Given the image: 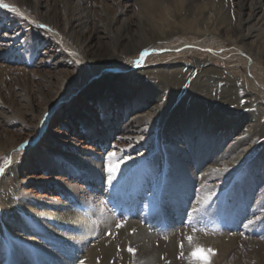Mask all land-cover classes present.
Wrapping results in <instances>:
<instances>
[{"label":"rangeland","instance_id":"374dc122","mask_svg":"<svg viewBox=\"0 0 264 264\" xmlns=\"http://www.w3.org/2000/svg\"><path fill=\"white\" fill-rule=\"evenodd\" d=\"M157 1L173 28L161 30L143 0H0L9 5L0 6V264H88L91 250L96 264H150L143 244L158 250L151 264H209L219 250L200 237H234L240 264H261L264 84L247 50L190 30L207 20L232 31L239 0ZM72 15L80 28L67 27ZM156 31H170L167 42L137 46ZM205 71L234 82L206 84ZM40 205L97 226L86 236L70 225L57 238L37 232V248L22 224L41 231L28 211ZM72 235L73 244L59 238Z\"/></svg>","mask_w":264,"mask_h":264},{"label":"bare ground","instance_id":"6f19581e","mask_svg":"<svg viewBox=\"0 0 264 264\" xmlns=\"http://www.w3.org/2000/svg\"><path fill=\"white\" fill-rule=\"evenodd\" d=\"M177 1L171 0L173 5L175 3H178ZM41 5H42L41 1H38L35 3H28V5L25 4V6H28L29 9H31L32 11H36L37 8ZM143 6L149 14H151L152 16H155L162 23L161 27H160L161 30H163L164 27L173 28L172 25L165 26V24H166L165 18H166L167 11H166V7H164L162 3L158 2L157 0H143ZM236 6L239 7V8L237 7L238 9H236L238 14H239V21L236 24L235 28H233L232 31H224V29L222 27L212 28V26H210L211 23L208 22L207 20H204L202 22L201 27H199V26L191 27L190 30H192L195 33V36H197V37L199 36L200 38L203 37L205 39V40H202L201 42H204V41L205 42H207V41L217 42V41H219V39L223 38L222 40L228 41V42L234 44L235 46H239V47H242L245 50H247L255 58V65L253 66V73L256 75L257 80L261 84H264V47H260L257 40H256L261 35L260 33L263 32V31H259V30H261L264 27V8L262 6V0H239L238 4H236ZM55 15L53 16V15L45 14V17L43 19L47 20L48 24L52 25L53 27H57L60 24V21L58 22V16L57 15L55 16ZM63 19L65 22L64 16H63ZM72 20H73V22H72ZM74 22L77 23L76 26L78 28H80L83 25L82 20L76 19L75 15H72L71 19L68 20L67 27L69 29H71ZM84 23H85V21H84ZM171 32H173V31H171ZM169 33H170V31L169 32H167V31H156L157 35L153 41L143 40L141 43L139 42L140 45H137V46L139 48H143L146 50L147 48L152 46L151 44L154 42H158L159 44L162 42H167V40H165L164 37L169 36ZM68 36H70V35H68ZM118 36H119V38L122 39V41H123V39H126V40H124V44H126L125 46L127 48H129V49L132 48V42L133 41L131 40V38H128L124 33H120ZM216 36H219L222 38L217 39ZM137 46L135 48L133 47L132 50L136 51L137 50L136 48H138ZM201 73H203V71ZM209 75H210V73L206 72V73H204V75L202 74L200 77L206 76L208 78ZM209 77L210 78H208L209 80H208V82H206V84L210 83V84H213L215 86L222 83L221 81L224 79L227 80V82H234V79L233 80H231L230 78L227 79V77H224V74H222V75L219 74V80H216L217 77L215 79L214 78L212 79L211 76H209ZM198 82L200 84L202 83L200 81H198ZM171 84H173V83H171ZM184 84H185V82H181V84L178 83V85L181 87H183ZM195 84L196 83H194L193 86ZM175 85L176 84H173L174 87H175ZM173 86H171V87L174 88ZM181 87H180V89H181ZM230 87H232V85ZM233 89H235V88H233ZM233 89H231L229 91H231V93L235 92ZM254 90H255V88H254ZM175 91L176 90H172V92H175ZM258 93H261V92L258 91ZM236 95H235V98H236ZM232 97H234V96H231L230 98L233 99ZM250 101H251V99H250ZM203 121L207 122V119H204ZM0 158H1V154H0ZM23 207H26V204H24ZM24 209H26V208H24ZM28 211L31 213L32 216L35 217L37 224L40 223L41 231L33 229L34 230V231L32 230L33 232H29L28 231L29 228H27L23 222H22L23 223L22 224V231L23 230L27 231L28 235H26V239L28 240L29 243L36 244L38 246L37 248H41V244H40L39 240H37L36 237L34 236L36 234H39L37 232H45L46 237L50 236L53 238V236H54L57 238L59 234L63 233L62 231L65 229V226L70 225L73 227H77L78 230L80 231V233L83 236L84 235L86 236V235L90 234L91 231L93 232L97 226L95 224L94 220H92V219L90 220L87 217H84L82 215H78L72 209L67 208V207H62V208L61 207L60 208H52L51 207V208H49V207H45V206L40 205L37 207L32 206L29 208ZM98 216H101V215H98ZM99 218H100V220H101V218H103V220H104V217H99ZM51 220H52V223L50 222ZM105 223H107V221ZM142 235H144V233L140 232L141 240L143 238ZM59 238L60 239H66L67 243L73 244V242L75 243V240L78 238V236L72 235V236H69L66 238H63V237L61 238V236H59ZM141 240H139V242ZM143 240H144V238H143ZM143 240H142V242H143ZM236 242L237 241L234 237L229 238L228 241H226V238H224V239H218L217 238L215 240H212V239L209 240L207 238L200 237V239H196V243L199 246L202 245L205 247H210L212 249L214 248V249L219 250L218 254L216 256L215 255L210 256V263L209 264H218V261L221 257L230 256V254L232 257L230 264H240L241 260H239V257H236V254L234 253L235 252L234 246L236 245ZM79 243L80 242H78V244ZM146 245L143 244L142 247L139 249L141 254L146 256V258L150 261L149 262L150 264L156 262V261H154L155 260L154 257H155V254L158 252V250H150L149 246H146ZM64 246L66 247L65 244H64ZM258 246H259V250H258L257 257L259 258V260L258 259L257 260L260 261L261 264H264V243L262 242ZM42 249L45 250L44 247ZM65 249H66V253L71 254V252H70L71 249H68V248H65ZM206 249L207 248H205V250ZM212 249H210V250H212ZM173 250H174V248H173ZM91 251L89 253V259L90 260L88 261V264H96L95 250H91ZM103 252L105 253L104 249H103ZM108 252H109V250H107V254H108ZM104 253H103V255H104ZM111 253H112V251H111ZM56 255H55V253L51 254V255H49L48 259H51V256L53 257ZM44 257H46V256H44ZM42 260H43V258H42ZM42 260H39L40 264H41ZM207 260H209V259H207ZM44 261L42 262V264H48L47 262L44 263ZM128 261H131V260L128 259V257H126L125 262L127 263ZM203 263H205V262H203ZM219 263L221 264V262H219ZM20 264H31V263L29 262V260L25 256L24 259H20ZM172 264H176V261H174Z\"/></svg>","mask_w":264,"mask_h":264},{"label":"snow or ice","instance_id":"6c2138e0","mask_svg":"<svg viewBox=\"0 0 264 264\" xmlns=\"http://www.w3.org/2000/svg\"><path fill=\"white\" fill-rule=\"evenodd\" d=\"M0 6H2L3 8H5V9H7V8H9V5L8 4H3V5H0ZM11 11H13V12H15L16 11V9L15 8H12L11 9ZM41 27H43V26H41ZM143 59V58H142ZM138 64L140 63V61H138L137 62ZM121 227L123 226V225H120ZM189 240H191V237H189ZM200 249H198V251H199ZM129 251H132V252H134V250L133 249H131V248H129ZM207 251H209V253L211 254L212 253V250H207ZM193 255L195 256V253H193ZM182 258V257H181Z\"/></svg>","mask_w":264,"mask_h":264}]
</instances>
